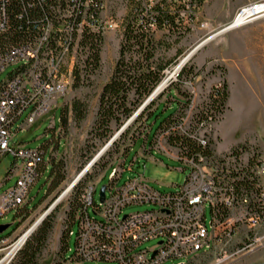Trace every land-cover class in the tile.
Masks as SVG:
<instances>
[{"label": "built area", "instance_id": "2783aa9c", "mask_svg": "<svg viewBox=\"0 0 264 264\" xmlns=\"http://www.w3.org/2000/svg\"><path fill=\"white\" fill-rule=\"evenodd\" d=\"M1 1V0H0ZM46 4L50 16L37 24L35 33L28 40L19 44H11L6 50H0V76L12 65L5 80L0 81V158H14L17 173L14 185L0 192V220L11 213L16 221L22 224L30 213L27 204L31 188L43 174L40 173L47 149L44 147L30 149L21 141L14 142L20 132L29 127H40L49 121L46 132L58 136L61 130V119L56 129L55 112L63 105L59 99L66 96L73 81L75 68L74 54L87 49L82 46L88 38L101 39L109 33L121 32L123 24L118 15H110L112 0H84L77 10L73 0H41ZM162 0H129L130 6L140 3L147 11L159 5ZM170 2L171 0H167ZM181 8L178 18L196 20L202 9L204 0H172ZM249 4L246 8H252ZM240 9L235 18L244 12ZM234 18V19H235ZM154 29V24H151ZM193 106H189L181 121L156 137L154 150L182 161L188 171L176 193L162 194L147 186L144 174L129 179L119 188H114L124 171V160L107 159V162L95 180L85 182L78 195V209L67 232V239L72 237L73 226H77L74 236V249L68 245L62 255L60 264H83L85 262H103L114 264H165L168 260H181L180 264L194 259L200 252H211L212 241H223L224 249L220 250L225 258L228 249L227 240H234V218L229 215L221 220V210H239L241 219L252 225L264 224V162H243L240 155L230 154L224 160L215 158L206 160L204 154L196 157L177 155L176 150L165 143V136L170 132H180L196 142L205 143V134L213 130V118L208 116L195 124L192 132H187L186 125L192 114ZM24 115V117H23ZM205 131L204 134H201ZM60 140L58 142L59 146ZM146 145V144H145ZM168 149L175 151L171 154ZM53 149L51 150L52 154ZM75 178L74 184L86 179L91 167ZM119 166L110 173L111 183L106 186L103 203L96 204L94 195L96 185L104 177L107 169L114 163ZM136 159L131 163L132 170ZM121 167V168H120ZM46 169V168H45ZM126 170V169H125ZM247 172L249 182L253 185L249 194L235 195L232 183L233 176ZM221 172V175H219ZM224 176L223 178L220 176ZM157 206V210L136 211L122 214L127 207L142 205ZM211 209L213 220L210 230L206 227V206ZM99 217L89 216V208ZM10 234L0 236V264H11L17 252L24 245L13 250L19 236L12 238ZM151 240H158L148 250L138 247ZM251 246H249L250 248ZM68 252L71 255H66Z\"/></svg>", "mask_w": 264, "mask_h": 264}, {"label": "rangeland", "instance_id": "374dc122", "mask_svg": "<svg viewBox=\"0 0 264 264\" xmlns=\"http://www.w3.org/2000/svg\"><path fill=\"white\" fill-rule=\"evenodd\" d=\"M252 3L264 4V0H204L196 20L189 21V19L181 18L176 21L177 26L172 29H153L154 38L162 41V48L159 52L160 58L163 61L172 62L170 69L166 70L167 74L173 70V73H175L178 61L189 53L195 45L205 40V38L220 32V30L232 26L235 23L236 13ZM130 5L129 0H112L109 14L112 16L118 15L123 22V19L129 14ZM122 34L123 29L121 32L109 33L101 38L99 69L94 72L88 71L86 75L81 72L79 84L74 85L72 81L66 96L63 100H58L63 107H59L55 112L56 129L60 125L59 120L62 108L67 110V120L66 124L61 126V132L57 137L53 136L52 131L46 132L49 124L47 120L40 127H29L27 131L18 133L14 138V142L22 140L25 146L30 149L46 148L47 152L44 156V161L49 163H44L41 166L40 173L44 172L30 190L26 206L30 212L27 215L28 219L22 224L17 221L13 224L12 221L15 219L13 213L8 215L7 218L1 219L0 225L11 226L0 233V236L14 234L12 238L16 239L18 236L20 238L56 202L54 208L48 214L52 216L53 230L48 235V239L39 256L38 264H52L54 261H60L62 254L59 252L61 234L66 227L72 224L78 209L80 190L77 188V191H74L76 186L79 187V183L77 185L74 184L75 178L106 143L97 141L94 133H91V129L96 116L99 94L104 86L103 84L111 77L119 55L118 49L122 41ZM86 50L74 54L75 67L78 69L83 67L86 55L82 53ZM186 67L188 68L187 74L178 81L175 77L172 88L164 90V92H170L173 102L165 110L163 105L160 107L157 112L160 117L152 125L153 130L150 137H152L159 123L163 121V118L177 111V97L180 100H190L189 106H193L192 114L189 118V121H191L195 113L206 108L207 103H209L208 94L211 89L221 86L222 82L226 81L229 98L223 108V113L220 116L217 115L218 120L213 123V131L205 134L206 139L213 141L215 156L218 159L224 160L229 154H227L228 152L217 154V147L219 151H224L236 146L237 151L234 153L237 156L240 155L243 162H246V160L264 162V16L259 17L257 20L253 19L252 22L250 21L246 25L213 38L198 50L186 64ZM15 68L16 65L7 68L1 74L0 81L5 80ZM74 71L73 69V76ZM157 102L169 104L164 96ZM74 104L79 106L80 109H86V116L83 120H79L77 110H74ZM154 120L155 118L151 119L150 122ZM139 128L140 123L134 125L129 134L137 133ZM117 131L114 130L113 136ZM204 133L205 131L201 132V134ZM59 140L60 144L57 149ZM124 144L126 142H119L120 147ZM164 147L167 148L165 145ZM148 148L149 144H147V150ZM142 150V141H136L129 154L125 157L124 171L114 188H119L129 179H133L139 174H144L149 188H154L162 194L178 192V186L182 184L184 178L188 175V171L182 161H178L177 158L170 157L165 153L163 154L160 149L151 151L149 157H141L143 155ZM168 150L171 154H175L174 150ZM116 151L117 148L110 150L109 154L103 157V160L92 166L91 171L87 173L88 176L80 184L97 179L107 159L124 160L120 156L121 153L117 154ZM134 159L137 162L134 163L132 170H127ZM58 161L65 164L66 179L55 190L47 191L49 184V169L47 168L53 162ZM14 163V158L9 155L0 158V192L14 185L16 179L9 175V170L16 166ZM118 166L119 163L116 162L111 168L107 169L104 177L96 185L97 191L94 195L96 204L98 203L100 187L110 185V173ZM219 175H221V172H219ZM7 176H10L9 178L11 179L4 182ZM220 177L223 178V181L226 179H224L223 175ZM63 193L66 194L60 198ZM59 198L60 200L57 202ZM152 209L157 210L158 207L152 204L127 207L122 214L150 211ZM230 215L234 218L233 229L236 234L234 240H227L228 249L225 258L219 255L220 250L224 249L223 241H215L211 252H200L194 259L189 261L185 259V263L264 264V224L250 226L251 223L249 224L247 220L241 219L239 210L232 211ZM89 216L99 219L93 213L92 207L89 208ZM205 217L206 227L210 230L213 217L208 205L206 206ZM20 225L21 227L18 229ZM76 231L77 226L75 225L72 228L74 235ZM74 235L66 240V245L71 250L74 249L76 238ZM157 241L146 242L140 245L138 249L148 250ZM249 246L251 247L249 248ZM66 255H71V253L68 252ZM180 263L181 260H168L165 264ZM83 264L114 263L92 261Z\"/></svg>", "mask_w": 264, "mask_h": 264}, {"label": "trees", "instance_id": "16d2710c", "mask_svg": "<svg viewBox=\"0 0 264 264\" xmlns=\"http://www.w3.org/2000/svg\"><path fill=\"white\" fill-rule=\"evenodd\" d=\"M73 1L77 10L81 8L84 2V0ZM152 8V10L147 11L141 7L140 3H134V5L130 6L129 14L123 19V34L118 49L119 55L111 77L103 84L104 86L99 94L96 116L91 129V133H94L95 139L100 143L107 142L113 136L114 130L117 131L132 117L133 113L147 100V97L161 84L167 72L166 70L170 69L172 64L171 61H163L160 58L159 52L162 48V41L154 38L151 24H154V30L172 29L177 26L176 21L179 20L178 11L181 7L173 3L172 0L170 2L162 0L159 5ZM48 16H50V12L47 10L46 4L41 0H1L0 50H6L11 44H19L31 38L35 33L36 25ZM101 43L102 39L93 37L82 42L83 48L85 45L87 46V50L82 53L86 55V58L82 69L74 68V85L79 84L81 72L86 75L88 71L94 72L99 69ZM187 69L185 65L176 75L177 81L187 74ZM173 85L174 81L171 80L167 88H172ZM162 96L166 98L169 104L157 102V100L162 99ZM208 96L209 103H207L205 109L193 115L191 121L186 125L187 132H192L196 128L195 124L202 119H207L208 116L213 118V123L217 122V115L220 116L223 113V108L229 98L226 81H223L221 86L212 88ZM189 101V99L180 100L177 97V111L163 118V121L159 123L152 137H150L153 130L152 125L160 117L157 113L160 107L163 105L165 110L173 102L170 92L162 91L155 100L147 104L133 123L126 128L99 160H103V157L108 155L110 150L114 148H117V154L121 153L120 156L125 158L138 140H141L142 144L153 146V141L156 137L171 130L172 127L181 121L190 105ZM74 110H77L79 120L85 118V108L80 109L79 106L74 104ZM66 111V108H62L60 115L61 126L66 124ZM153 118L155 120L150 122ZM142 120L143 122H141ZM138 123H140L139 131L130 135L131 128ZM120 141L122 143L126 142V144L120 147ZM165 143L176 150L179 156L194 158L198 153H202L206 160L217 158L215 156V145L213 141L208 139L207 146H203L179 131H173L165 136ZM58 148L59 146H57ZM149 151L144 147L143 154H147ZM236 151L237 148L235 146L229 149L227 154L230 155ZM229 155L225 158H229ZM249 162H252V160ZM48 169L49 184L47 191H51L58 188L65 181V164L61 161L53 162ZM231 179L233 181L230 184L235 195L249 194L253 185L249 182L247 172H240V174L233 176ZM83 185V183H79V187L76 186L74 191L76 192L77 188L81 190L80 188ZM229 215L230 211L228 210L219 212L221 220H225ZM51 220V215L45 217L42 221L43 223L28 237L17 252L16 258L11 264H38L39 256L42 253L48 235L53 230V222ZM68 229L69 226L61 234L59 248V252L62 253L61 258L67 247ZM61 258L60 261H54L52 264H60Z\"/></svg>", "mask_w": 264, "mask_h": 264}, {"label": "water", "instance_id": "95a60500", "mask_svg": "<svg viewBox=\"0 0 264 264\" xmlns=\"http://www.w3.org/2000/svg\"><path fill=\"white\" fill-rule=\"evenodd\" d=\"M221 31L222 30H220V32ZM220 32L215 33L214 35L219 34ZM211 37H207V38H205V40H203L202 42L195 45L191 49V51H189V53H187L183 58H181V60L178 61L179 63L176 66L175 73H173L170 76H166L167 72L165 73V76H164L163 80L161 81V84L147 97V100L133 113L132 117L129 120H127L126 123L122 127L119 128V130L116 132V134L114 136H112L104 144L103 148L100 151H98L96 153V155H94V157L91 159L92 162H90L89 166L84 170L83 173H85L89 169V167L96 162V160H99L103 156V154L106 152V150L109 149L112 146V144L118 139V137L126 130V128L133 123V121L137 118L139 113L147 106V104L150 103L151 101L155 100L156 97L159 96L162 93V91H164L169 86L171 80L174 81L176 75L182 70V68H184V66L191 60V58L198 52V50L200 48H202L203 46H205V44L210 41ZM105 189H106V185L100 187V189H99L98 196H99V202L100 203L104 202L105 192H106ZM55 204H56V202L53 205H51L50 208H48L45 211V213H43L39 217V219L36 221L34 226L27 232L28 237L43 223L42 221L51 212V210L54 208ZM10 226L11 225H0V233L7 230Z\"/></svg>", "mask_w": 264, "mask_h": 264}, {"label": "bare ground", "instance_id": "6f19581e", "mask_svg": "<svg viewBox=\"0 0 264 264\" xmlns=\"http://www.w3.org/2000/svg\"><path fill=\"white\" fill-rule=\"evenodd\" d=\"M264 16V4H256V5H253L252 8H246L244 9V12L237 16L234 20H235V23L232 25V26H228L226 28H224L219 34H216L214 36L211 37L210 41L217 37L218 35L222 34V33H225L227 31H231V30H234L235 28L237 27H240V26H243V25H246L248 23H250V21L252 22V20H257L259 17H263ZM174 71V70H173ZM173 71L169 72V74H167L168 76L172 75L173 74ZM166 75V76H167ZM175 75V74H174ZM203 146H205L206 144L205 143H201ZM66 193H63V195L60 196L63 197ZM60 198L57 200V202H59ZM34 226V225H33ZM32 226V227H33ZM30 227V229L32 228ZM29 229V230H30ZM28 230V231H29ZM27 231V232H28ZM26 233H23L21 236H20V240L19 242H17L16 244L18 245V247H20L19 245L23 244L26 242V240L28 239V234ZM25 241V242H24ZM215 241H212V248H213V245H214ZM17 245H15L13 247V250H16Z\"/></svg>", "mask_w": 264, "mask_h": 264}, {"label": "crops", "instance_id": "0c3cea01", "mask_svg": "<svg viewBox=\"0 0 264 264\" xmlns=\"http://www.w3.org/2000/svg\"><path fill=\"white\" fill-rule=\"evenodd\" d=\"M144 147L147 148V145L143 144V149H144ZM148 150H150L149 153H147V154H143L141 157H149V155L151 154V151L154 150L153 146H150V145H149ZM228 150H229V148L226 149V150H224V151H219V150H218V147H217V150H216V151H217V154H224V153L228 152ZM142 151H143V150H142ZM47 169H48V168H47ZM16 173H17L16 166H13V168H12L11 170H9V175L17 180V178H16ZM10 176H7V177H6L7 179H6L4 182L9 181V180L11 179V178H9ZM16 180H15V181H16ZM14 183H15V182H14ZM0 186H1V185H0ZM31 211H32V210H31ZM27 219H28V218H27ZM20 227H21V225L18 227V229H19Z\"/></svg>", "mask_w": 264, "mask_h": 264}]
</instances>
